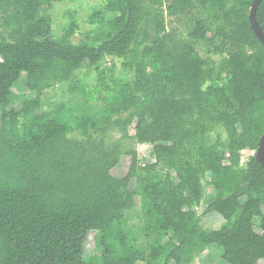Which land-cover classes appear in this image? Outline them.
I'll return each instance as SVG.
<instances>
[{
  "label": "trees",
  "instance_id": "1",
  "mask_svg": "<svg viewBox=\"0 0 264 264\" xmlns=\"http://www.w3.org/2000/svg\"><path fill=\"white\" fill-rule=\"evenodd\" d=\"M61 1L0 0V264H180L188 250L210 246L226 264L264 261V168L254 158L264 135V47L248 20L253 0H106L90 16L104 34L78 44L73 18L60 38L51 34L44 7ZM190 13L198 16L185 32L168 28ZM256 20L264 32V0ZM201 43L223 59H202ZM108 58L126 72L114 79L108 69L112 88ZM81 69L109 92L104 119L62 105L38 113L42 93ZM22 74L36 97L9 110ZM134 123L154 163L141 167L136 151L109 139L130 138ZM246 150L254 154L241 166ZM124 156L128 172L115 177ZM203 183L214 191L204 214L224 221L217 230L199 226ZM135 197L159 236H170L148 254L124 229ZM92 232L101 253L85 261Z\"/></svg>",
  "mask_w": 264,
  "mask_h": 264
},
{
  "label": "rangeland",
  "instance_id": "2",
  "mask_svg": "<svg viewBox=\"0 0 264 264\" xmlns=\"http://www.w3.org/2000/svg\"><path fill=\"white\" fill-rule=\"evenodd\" d=\"M106 0H63L61 2L53 3L51 6L44 7V10L52 18L51 34L54 37L60 38L63 33V29L70 23L73 18L77 24V30L72 37L71 41L74 44H78L81 40L88 38L90 40H96L104 34L103 29L97 24L90 22V16L96 12L104 11ZM197 13H190L185 16H181L179 20L172 23L168 22V28H177L180 32H185L186 28L191 22H193ZM200 17L205 15L200 14ZM184 34V33H183ZM211 47L201 43L198 46V52L202 59H211L217 64L223 56H219L211 53ZM122 60L108 58L103 64L102 68L105 72V85L110 88L113 84L110 82L108 69L114 67L113 78L117 79L120 75L126 74L122 67ZM109 92L98 88V80L94 72L81 69L76 72L75 77L70 81L61 85H56L53 89L47 90L42 93L40 97L41 107L38 113H49L55 111L59 106H63L66 109L71 110L72 116L89 115L91 117H97L100 120L104 119V111L108 108V96ZM35 93L28 91L25 86V75L22 74L18 82H16L11 88V105L9 110L18 111L22 107V102L25 100L33 101L35 99ZM135 123L128 127V133L130 138L122 139L121 134L117 131H113L109 134L111 141H119L124 151L134 150L138 155L139 165L142 167L147 164L154 163V156L152 148L149 144H139L134 139ZM243 158L247 156L243 155ZM130 158L124 156L121 159L119 165H117L111 174L115 177H124L129 169ZM130 189L136 191V182L132 181ZM214 196V191L210 186L203 183V197L200 206L197 208V216L200 217V229L202 231L217 230L224 224L222 217L216 213L204 214V210L207 205V201ZM264 214V206H263ZM254 230L259 233L258 222L259 219L254 220ZM124 229L129 233L132 239V246L135 248H141L147 254L150 251V247L155 243L162 245L166 244L170 236L161 237L158 234L156 226L150 223L142 214L141 201L138 197H135L133 207L124 213ZM99 236L94 232L90 233L86 246L84 260L88 261L93 257H97L101 253V248L98 245ZM222 250L216 246H210L205 248H193L188 250L184 259L180 264H226L222 260ZM137 264H144L138 262ZM260 264H264V261H260Z\"/></svg>",
  "mask_w": 264,
  "mask_h": 264
},
{
  "label": "water",
  "instance_id": "3",
  "mask_svg": "<svg viewBox=\"0 0 264 264\" xmlns=\"http://www.w3.org/2000/svg\"><path fill=\"white\" fill-rule=\"evenodd\" d=\"M260 2L261 0H253L249 10L248 20L255 37L264 47V32L262 31L259 23L256 20V10ZM254 158L255 161L258 162L264 168V135L259 140V146L254 154Z\"/></svg>",
  "mask_w": 264,
  "mask_h": 264
},
{
  "label": "built area",
  "instance_id": "4",
  "mask_svg": "<svg viewBox=\"0 0 264 264\" xmlns=\"http://www.w3.org/2000/svg\"><path fill=\"white\" fill-rule=\"evenodd\" d=\"M253 154H254L253 151H247V150H246V151H243V152L241 153L240 165H241V166L244 165V164L246 163L248 157L252 156ZM243 155H244V156H247V158H246V159L243 158Z\"/></svg>",
  "mask_w": 264,
  "mask_h": 264
}]
</instances>
